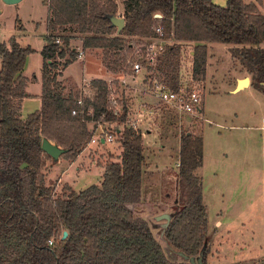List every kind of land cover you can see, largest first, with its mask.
<instances>
[{
	"label": "trees",
	"instance_id": "16d2710c",
	"mask_svg": "<svg viewBox=\"0 0 264 264\" xmlns=\"http://www.w3.org/2000/svg\"><path fill=\"white\" fill-rule=\"evenodd\" d=\"M261 2L121 0L119 9L117 0H42L48 17L40 50L41 105L24 118L21 102L28 96V78L23 70L35 49L21 45L16 35L0 43V264H189L170 258L148 220L130 207L146 197L142 137L132 127L124 125L119 159L105 163L98 184L78 191L64 184L59 192L46 184L44 168L52 159L43 151L42 139L64 148L61 158L74 160L90 138L82 116L72 114L78 93L65 91L58 77L77 58L70 43L74 37L84 49L99 53L107 71L117 73L130 41L157 36L159 25L163 38L171 41L159 56L158 68L173 88L183 45L193 43L192 70L199 79L206 70L208 43L222 42L232 45L231 55L250 75V85L264 93ZM117 14L125 21L119 33L110 21ZM16 28L23 29L18 17ZM91 86L97 88L91 101L94 118L103 113L105 120L124 123L126 102L115 115L108 109L105 80L92 78ZM178 157L177 193L163 237L172 250L188 256L198 257L204 247L202 262L207 264V216L196 174L202 165V136L181 133ZM151 190L154 197L157 188Z\"/></svg>",
	"mask_w": 264,
	"mask_h": 264
},
{
	"label": "rangeland",
	"instance_id": "374dc122",
	"mask_svg": "<svg viewBox=\"0 0 264 264\" xmlns=\"http://www.w3.org/2000/svg\"><path fill=\"white\" fill-rule=\"evenodd\" d=\"M213 1L219 5L226 3V0ZM117 2L120 9L121 0ZM258 9L264 15V0L258 4ZM47 13L42 0H20L15 4L0 0V37L5 35L0 41L6 42L10 36L17 34L18 17L23 25L21 31L25 32L18 41L23 46L38 49L26 59L27 70L34 75L40 73L42 60L39 49L45 42ZM70 43L72 46L82 44L77 37L71 39ZM231 46L222 42L208 43L207 68L197 80L204 98L201 114L181 116L171 122L155 113L142 123L144 129L148 128L142 136L146 197L140 204L130 207L148 220L155 238L172 259L182 257L165 241V219H158L157 216L173 212L177 193L179 138L184 131H190L202 136V165L196 174L202 182V200L207 216L206 263L264 264V130L259 129L258 122L264 116V93L252 86L231 91L235 87V76L250 77L232 57ZM261 47L264 48V42ZM192 48L191 42L181 48L180 69L183 74L191 70L192 58L188 51H192ZM85 54H90L94 59L95 74H102L107 79L118 75L103 71L96 51L91 53L89 49ZM84 62V59L72 62L64 76L71 74L79 81L82 76L87 77L90 68L85 67ZM66 80V86L79 93L81 87H77V82L71 78ZM39 82L33 81L32 88H38ZM117 93L121 95L118 86ZM134 96L146 97L140 93ZM120 151V143L99 146L87 141L73 162L62 159L56 161L54 167L55 162L48 160L44 168L45 182L55 186L57 192L68 184L59 181L61 175L65 180L75 181L76 189L98 184L105 163L118 160ZM77 166L85 171L78 175ZM154 187L157 194L150 197L153 192L151 188Z\"/></svg>",
	"mask_w": 264,
	"mask_h": 264
},
{
	"label": "built area",
	"instance_id": "2783aa9c",
	"mask_svg": "<svg viewBox=\"0 0 264 264\" xmlns=\"http://www.w3.org/2000/svg\"><path fill=\"white\" fill-rule=\"evenodd\" d=\"M154 16L161 15L156 13ZM155 32L157 33L155 37H137L131 40L130 50L122 52L125 61L117 72L118 75L105 79L108 109L118 115L123 111V102H126L127 117L122 126L117 121L103 119V113L98 119L94 118L91 101L95 98L97 88L91 86V79L83 80L76 98L77 107L72 109V114H80L82 120L86 122L90 131L88 144L100 146L120 143L124 125L132 127L142 137L146 130L148 131V128L142 127V123L146 117L151 119L150 115L155 113L177 121L181 116H194L203 112L202 87L194 77L192 61L188 74H183L180 69L177 86L173 88L169 85L163 72L158 68L159 56L169 40L163 38L161 26L155 27ZM57 42L61 43L60 39H57ZM77 51V58H84L86 48L84 49L82 44ZM188 53L192 55V51L189 50ZM115 85L120 87L121 95L117 93ZM138 93L145 94L146 97H135L134 95ZM261 121L264 123V116L261 117Z\"/></svg>",
	"mask_w": 264,
	"mask_h": 264
},
{
	"label": "crops",
	"instance_id": "0c3cea01",
	"mask_svg": "<svg viewBox=\"0 0 264 264\" xmlns=\"http://www.w3.org/2000/svg\"><path fill=\"white\" fill-rule=\"evenodd\" d=\"M46 6V5H45ZM47 7V6H46ZM48 10V9H47ZM47 17H48V13H47ZM46 20H47V18H46ZM36 28V27H35ZM45 31H46V24H45ZM14 35H16L17 36V38H18V40H19V38L23 35H25V32L24 31H18L17 32V34H14ZM45 35V34H44ZM4 37H5V35H3ZM3 36H1L0 37V39H3L4 37ZM3 42V41H2ZM0 43H1V41H0ZM45 43V42H44ZM76 48H79V46H76ZM36 50H38V49H35V51L34 52H36ZM41 50V48L39 49V51ZM87 50H89V49H86V51ZM92 53V52H91ZM94 53V52H93ZM93 55V54H92ZM77 59H79V58H77ZM76 59V60H77ZM84 59V64H85V67H87L88 68V66H89V68H90V71H89V75H87V77L85 76H82L81 77V80L79 81L78 79H76L74 76H72L71 74L70 75H67V76H64V73H65V71H66V69L69 67V65H71L72 64V62L67 66V67H65L63 70H62V73H61V75H59V79L63 82V84L66 86V84H67V80H66V78H71V79H73L72 81H74V82H77V87H80L81 85H82V82H83V80L84 79H92V78H102V79H107V77H105V76H102V74L101 75H97V74H95V72H94V70H93V67H95V65H96V63H94L95 61H94V59L91 57V55L90 54H85V56H84V58H82L81 60H83ZM41 60H42V56H41ZM75 61V60H74ZM73 61V62H74ZM0 62H1V59H0ZM100 62V61H99ZM101 63V62H100ZM41 65H42V61H41ZM0 66H1V63H0ZM27 68H28V64H27V61H26V64H25V68H24V70H23V75L26 77V78H28V81H27V84H26V87H25V90H26V94L28 95V96H26V97H24L23 99H22V102H21V115H22V117L24 118V117H26L29 113H31V112H33V111H35V110H37V109H39L40 108V105H41V101H40V94H41V67H40V73L39 74H37V75H34V73L33 74H31V73H29V71L27 70ZM102 68L104 69L103 71H107L106 69H105V67L102 65ZM206 68H207V66H206ZM26 70H27V72H26ZM94 72V73H93ZM107 72H109V71H107ZM106 72V73H107ZM245 76H242V77H240V76H235V78H234V83H235V86H236V84H237V82H238V80L239 79H242V78H244ZM248 78H249V84L246 86V87H244V88H247V87H250L251 85H250V77L249 76H247ZM37 80H39L40 82V84H39V87L37 88H32V84H33V81H37ZM234 88H232L231 89V91L233 90ZM69 90V88L66 86V88H65V91H68ZM29 110V111H28ZM259 122V129L260 130H264V123H262V121H261V119L258 121ZM52 159V158H51ZM63 158H61V157H59V159L57 160V162H59V160H62ZM66 160V159H65ZM76 159H74V160H69L70 162H73V161H75ZM52 161H53V159H52ZM68 161V160H67ZM53 162H55L54 163V167L56 166V161H53ZM83 171H85L84 169H80V168H78V166H77V174L79 175L80 173H83ZM80 172V173H79ZM100 180H101V178H100ZM59 181H63V182H66V183H68V185L69 186H71L72 188H74L75 190H81V189H76V187H75V181H73V180H65V179H63V177H62V175H61V178L59 179ZM100 182V181H99Z\"/></svg>",
	"mask_w": 264,
	"mask_h": 264
},
{
	"label": "water",
	"instance_id": "95a60500",
	"mask_svg": "<svg viewBox=\"0 0 264 264\" xmlns=\"http://www.w3.org/2000/svg\"><path fill=\"white\" fill-rule=\"evenodd\" d=\"M4 3L7 4H15L17 2H19L20 0H2ZM110 21L111 24L117 28V32L119 33L120 30L124 27V18L122 16H118V15H112L110 17ZM249 84V78L247 76H245L242 79H239L236 86L234 87V89L232 90L237 91L240 89H243L244 87H246ZM41 147L43 149L44 152H46L52 159L53 161H57L59 159V157L64 153L65 149L59 147L58 145L50 142L47 138H43L42 139V144ZM157 218H163L165 219V222L163 223V229L166 228V226L168 225V222L170 220V214L168 213H164L161 214L159 216H157ZM164 231V230H163ZM67 235V231H64L63 233V238ZM203 249L200 251V254L198 257H194V256H188L186 254H184L181 251H178L177 253L182 257L183 260H187L189 261L190 264H203L202 262V255H203Z\"/></svg>",
	"mask_w": 264,
	"mask_h": 264
}]
</instances>
